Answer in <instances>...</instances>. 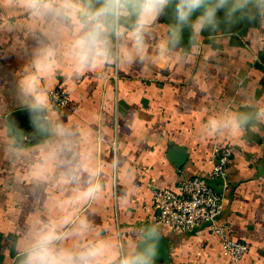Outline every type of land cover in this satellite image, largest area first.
I'll list each match as a JSON object with an SVG mask.
<instances>
[{
    "label": "crops",
    "instance_id": "obj_1",
    "mask_svg": "<svg viewBox=\"0 0 264 264\" xmlns=\"http://www.w3.org/2000/svg\"><path fill=\"white\" fill-rule=\"evenodd\" d=\"M170 21L166 14L157 22L147 38L149 53L166 38ZM13 22L21 25L19 31H0V134L8 132L9 115L23 109L16 85L31 72L34 41L22 27L24 17ZM257 33L264 34V24L243 21L205 32L198 53L181 61L126 69L105 66L79 77L61 65L51 78L40 79L49 102L51 89L68 93L65 107L52 108L64 123L87 133V146L101 166L103 192L80 210L101 235L133 241L148 221L156 225L154 187L174 190L186 178L209 176L215 149L232 146L219 220L231 223L233 238L248 247L240 264H264V121H254L235 135L206 128L229 108L264 106V44L256 42ZM17 41L23 47L17 43L18 51L10 52ZM187 48L186 30L176 53ZM24 136V146L32 150L28 157L0 153V264H16L18 234L38 207L24 177L44 138L28 128ZM173 145L186 148L182 166L170 158ZM114 160L119 162L115 170ZM213 185L221 188L219 182ZM156 226L168 242L169 262L155 259L154 264H235L208 224L189 233Z\"/></svg>",
    "mask_w": 264,
    "mask_h": 264
},
{
    "label": "clouds",
    "instance_id": "obj_2",
    "mask_svg": "<svg viewBox=\"0 0 264 264\" xmlns=\"http://www.w3.org/2000/svg\"><path fill=\"white\" fill-rule=\"evenodd\" d=\"M170 14L166 38L149 53L147 38L161 17ZM22 25L34 41L31 72L16 85L17 103L28 116V131L43 137L24 180L38 207L15 243L16 264H154L159 243L156 225L144 224L131 242L105 237L87 217L83 206L103 192L101 166L87 146V133L64 123L48 100L41 78L58 67L69 75L105 66L162 65L198 53L202 35L247 21L264 24V0H0V31L16 32ZM188 33V48L176 53ZM256 42L264 44V34ZM17 41L9 49L17 52ZM254 121H264V106L229 108L207 122L209 133L239 134ZM0 134V153L28 157L25 129L10 119ZM119 162L113 161L115 170ZM58 193V194H57ZM43 197V201L41 203ZM69 241H72L69 243Z\"/></svg>",
    "mask_w": 264,
    "mask_h": 264
},
{
    "label": "built area",
    "instance_id": "obj_3",
    "mask_svg": "<svg viewBox=\"0 0 264 264\" xmlns=\"http://www.w3.org/2000/svg\"><path fill=\"white\" fill-rule=\"evenodd\" d=\"M50 104L55 109L65 107L68 93L62 88L49 91ZM232 146L218 147L214 151L213 169L207 177H192L180 181L177 188H153V201L156 209L154 222L158 226H168L183 233L196 230L208 224L212 232L220 238L222 250L235 264H240L247 245L232 236V225L220 221L224 208V191L229 185V167L233 157ZM219 182L221 188L213 185Z\"/></svg>",
    "mask_w": 264,
    "mask_h": 264
},
{
    "label": "water",
    "instance_id": "obj_4",
    "mask_svg": "<svg viewBox=\"0 0 264 264\" xmlns=\"http://www.w3.org/2000/svg\"><path fill=\"white\" fill-rule=\"evenodd\" d=\"M9 119H14L19 122V125L23 129L28 128V116L27 113L24 111V109L17 110L13 113H11L8 117ZM170 158L174 160V162L177 164V166H182L187 158V151L186 148L179 146V145H173L170 150ZM147 223L152 222L148 221ZM159 233V243L157 247V254L155 256V259L163 260L164 262H169V245L165 237L158 231Z\"/></svg>",
    "mask_w": 264,
    "mask_h": 264
}]
</instances>
